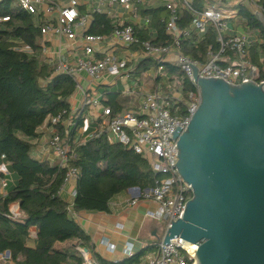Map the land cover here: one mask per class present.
Wrapping results in <instances>:
<instances>
[{"label":"built area","instance_id":"1","mask_svg":"<svg viewBox=\"0 0 264 264\" xmlns=\"http://www.w3.org/2000/svg\"><path fill=\"white\" fill-rule=\"evenodd\" d=\"M16 1L22 11L34 17L35 25L40 31L38 57L44 64L54 68V75L71 78L76 84V90L82 93V102L77 111H63L48 118L42 125L52 130L48 147L55 153L56 164L67 169L63 187L70 183L77 185L81 176L77 168L70 166V161L75 158L69 144L70 130L77 131L76 137L79 135L78 139H83L82 143L89 138L105 136L110 144L122 145L149 161L154 175L158 176L155 186L145 191L137 187L130 188L128 205L134 207L140 201L155 202L159 210L149 213V216L166 221V229L169 228L172 222L182 217L187 202L192 198L191 186L183 180L177 170V139L173 137L178 127L181 130L176 133L182 134L186 130L200 104V94L194 84L191 66L196 67L204 78H218L232 85L264 82L260 80V69L248 59L253 39L247 34H235L227 26V21L238 13L232 4H245L254 15L257 11L264 15L262 0H200L210 3L206 7L198 5L197 0H160L170 12V18L165 22L169 39L164 45L141 40L130 25L115 27L109 36L85 34L83 30L89 17L79 12L82 0ZM96 1L128 6L137 0ZM180 10L191 18L190 25L184 29L178 27ZM8 20L9 17H0V22ZM211 28L215 32V40L214 43L207 44L204 61L192 59L184 54V41H189L190 45L197 47L206 41ZM82 31L83 34L80 35ZM224 33L229 36L225 38ZM51 37L70 41L80 38L82 53L69 59L59 50L50 57L48 43ZM108 38L116 47L139 48L143 60L153 62L140 77L155 82L163 80L164 84H157L153 91L144 94L138 111L125 110L115 114L111 107H103L100 116L91 117L86 110L101 107L102 99L98 95H91L90 88L86 89L81 85V74L84 73L88 77L94 88L107 76L113 79L130 76L127 60L116 57L108 50H101L100 45ZM230 56L235 59L230 60ZM167 64L174 65L179 72H170ZM188 85H192L194 90H186ZM179 107L183 108L175 115L174 111ZM181 115L182 117H179ZM0 158L6 160L5 155ZM34 158L38 161H54V158L44 159L42 155ZM0 184L6 188L9 180L0 176ZM75 196L76 190L72 193V197ZM104 243L108 251L114 252V245ZM144 249L147 253L132 264H194L198 245L178 237L164 244L162 237ZM81 254L84 264H98L86 252ZM125 254L129 259L137 256L133 251V244L125 245ZM0 258L7 257L3 254Z\"/></svg>","mask_w":264,"mask_h":264},{"label":"trees","instance_id":"2","mask_svg":"<svg viewBox=\"0 0 264 264\" xmlns=\"http://www.w3.org/2000/svg\"><path fill=\"white\" fill-rule=\"evenodd\" d=\"M0 17H9L0 22V156L5 155L16 177L7 196L0 199V255L9 252L13 264H83L77 252L68 250L72 247H60H74V243L89 247V237L71 213H110L116 196L134 187L141 191L152 189L158 176L143 156L122 145L110 144L105 136L83 143L77 138L74 142L77 131H73L69 144L75 158L70 166L77 168L81 176L72 206L60 197L67 169L36 160L30 139L48 118L70 110L69 98L76 91V84L65 75H54V68L38 57L40 31L34 17L22 11L16 0H5L0 5ZM179 18L180 29L191 21L184 11ZM241 19L248 30L259 32L252 48L253 60L257 62L259 53L264 56V28L245 9ZM96 20L100 23L102 18ZM164 27L160 30L162 36L166 33ZM213 36L209 32L206 41L197 47L184 41V54L203 60L207 44L214 43ZM166 37L169 39L167 33ZM258 64L264 80V59ZM186 90L194 87L188 85ZM110 105L115 112L121 109L118 103ZM13 203L20 204L23 218H12L9 207ZM32 229L37 233L34 248L27 245ZM97 260L98 264H111Z\"/></svg>","mask_w":264,"mask_h":264},{"label":"water","instance_id":"3","mask_svg":"<svg viewBox=\"0 0 264 264\" xmlns=\"http://www.w3.org/2000/svg\"><path fill=\"white\" fill-rule=\"evenodd\" d=\"M191 69L200 104L173 137L192 198L163 242L198 245L194 264H264V82L232 85Z\"/></svg>","mask_w":264,"mask_h":264},{"label":"crops","instance_id":"4","mask_svg":"<svg viewBox=\"0 0 264 264\" xmlns=\"http://www.w3.org/2000/svg\"><path fill=\"white\" fill-rule=\"evenodd\" d=\"M4 1L5 0H0V5ZM262 3H264V0H262ZM198 5H204V7H206L209 6L210 3L206 1L201 2ZM232 7L236 9L238 13L227 21L228 29L232 30L235 34H247L251 39H253L248 59L251 61V64L257 66L261 71V67L258 63L263 61L264 56L259 53L257 62H255L252 57V48L258 41L259 32L256 30H248L245 27V21L243 22V19H241V11L245 9V11H249L251 15H255L245 4H232ZM79 12L82 15L89 17L88 24L85 27V30H83L85 34H101L109 36L115 27L130 25L134 28L136 35L143 41H148L155 45H164L165 41L167 40L166 33L165 36H162L160 34V30H165L164 24L169 20L170 12L164 8L160 0H137L128 6H123L120 4L110 5L107 1L98 3L96 0H82ZM182 12V10L179 11V17ZM99 18H102V21L97 23L96 19ZM180 21L181 19L179 18L178 27ZM189 25L185 26L184 28L188 27ZM91 29H93L94 32H91ZM83 31L80 33V35L83 34ZM210 32H213L215 35V32L212 28L210 29ZM224 35L225 38L229 36L227 33H224ZM213 37L215 40V36ZM48 46L50 49V57L53 56L54 52L57 53L59 50H62V53L65 54L69 59H72L73 57L82 53V42L80 38H78L76 41H70L67 39L51 37L49 39ZM100 48L101 50H108L116 57L127 60L130 76L129 78L122 77L120 79H113L112 77L107 76L105 79L99 82L97 87L94 88L91 86L92 82L88 79V77L84 73L81 74V85L86 89L90 88L89 93L91 95H98L102 99L101 107L87 109L86 111L91 117H98L102 114L103 107L112 108L110 104L114 103H118L121 106L119 111H114L115 114L125 110L138 111L144 94L147 91H153L157 84H164L163 80L155 82L152 79H144L140 77V74L148 69L149 66L153 64V62L151 60L144 61L142 52L139 48L116 47V45L113 44L109 38L104 44L100 45ZM229 59L234 60L235 57L230 56ZM204 60L205 58H203L202 61ZM166 66L172 73L179 72V69L172 64H167ZM260 80H262L261 76ZM118 84L121 85L120 90L116 92L112 91V87L118 86ZM81 99L82 93L79 90H76L69 98V107L72 113L79 109V106L82 102ZM70 131L71 133L69 135L71 137L72 130ZM51 137V129L45 126L39 127L37 130V135L30 139V143L34 147L32 154L33 157L42 155L44 159L54 158V161L50 163L56 164L55 153L48 147V141L51 140ZM78 138H80L79 135ZM76 141L77 137L75 135L74 142ZM0 176L9 180V185L6 188H3L0 184L1 199L7 196L9 189L16 183V177L10 169V164L1 158ZM76 188V184L70 183L69 185L64 186L60 192V197L65 202L70 204V206H72L74 202L72 193L74 190H76ZM129 200L130 194L127 190L112 200L110 204V213H99L94 211L71 213V216L81 226L85 234L90 239L89 247L87 248L88 252L86 253L89 254L94 261L99 258L111 264H132L133 262H137L140 256L147 253V250L144 249L146 246L162 239L165 232L162 236L157 237V235H159L158 230L150 223V221L154 219L149 216V213H156L159 210L158 204L151 201H140L138 205L130 207L128 205ZM9 211L12 218L15 220L21 219L24 216L19 203L11 204ZM144 229L147 231L148 239L151 237V240L145 243L140 240V236ZM153 233H155L156 236H154ZM36 235V230L32 229L30 237L27 240L28 247L34 248ZM104 242L114 245V252L108 251ZM127 243L133 244V251L137 254V256H135L133 259L126 257L125 245ZM73 245L74 247L72 244L60 245V247L64 249L72 247L71 249L68 248V250L71 252L75 251L82 257V249L86 248H82L75 243ZM0 264H13V262H11L7 257L6 259H2V261L0 260Z\"/></svg>","mask_w":264,"mask_h":264},{"label":"rangeland","instance_id":"5","mask_svg":"<svg viewBox=\"0 0 264 264\" xmlns=\"http://www.w3.org/2000/svg\"><path fill=\"white\" fill-rule=\"evenodd\" d=\"M120 87H121V85L120 84H118V86H115V87H112V91H114V92H116V91H118V90H120ZM102 91V90H101ZM103 92V91H102ZM128 100V99H127ZM126 100V101H127ZM125 101V102H126ZM181 108H183V107H179L176 111H174V114L175 115H178L179 113H180V111L182 110ZM179 117H182V115L181 116H179ZM150 223H151V225L153 226V227H156V229L158 230V234L159 235H157V237L158 236H162L163 235V233L165 232V230H166V221H164V220H152V221H150ZM146 231V229H144V231H143V233L141 234V236H140V240L142 241V242H148L149 240H151V237H150V239H148V237H147V231ZM0 260L2 261V259L0 258Z\"/></svg>","mask_w":264,"mask_h":264}]
</instances>
